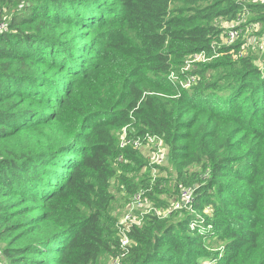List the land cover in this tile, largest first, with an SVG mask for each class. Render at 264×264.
I'll list each match as a JSON object with an SVG mask.
<instances>
[{
    "label": "trees",
    "instance_id": "16d2710c",
    "mask_svg": "<svg viewBox=\"0 0 264 264\" xmlns=\"http://www.w3.org/2000/svg\"><path fill=\"white\" fill-rule=\"evenodd\" d=\"M244 13L264 21V0H0L4 264L123 253L117 176L130 198L176 204L194 187L187 207L133 227L122 264H264V56L221 46L222 22ZM220 53L190 87L172 77ZM129 125L165 141L174 183L137 181L149 164L120 146Z\"/></svg>",
    "mask_w": 264,
    "mask_h": 264
},
{
    "label": "rangeland",
    "instance_id": "374dc122",
    "mask_svg": "<svg viewBox=\"0 0 264 264\" xmlns=\"http://www.w3.org/2000/svg\"><path fill=\"white\" fill-rule=\"evenodd\" d=\"M259 18L260 16L256 14L244 13L241 14L240 18L236 21L222 22L224 28L231 29L237 27L240 29V37L234 42L242 44L241 55L254 53L260 57L264 56V50L262 49V46L264 45V21L259 20ZM221 44V46H224L230 43L223 37ZM221 55L222 53L214 55L213 58L204 54H197L188 57L185 63L177 68L178 80H182L184 83L188 82V87H190L198 78V75L194 72L199 68H203L204 64L214 61L215 58ZM206 73H215V70L209 69ZM142 153L146 157L149 165L141 170L138 176H136L138 179L137 181L143 177H148L151 179V185L153 187L157 185L156 181L159 178L169 179L173 183L175 182L177 174L175 167H173L169 161V157L165 163L156 165L153 163L150 149L146 148ZM111 190L114 195V200L111 204V213L118 218V221H120L129 204L132 202L133 195L130 198V194L127 192L125 185L118 176L112 179ZM153 196L154 198L147 196L140 204L136 205L133 210V218L136 222V226H144L152 216L167 217L172 210L177 209L175 198L172 193L155 192ZM100 261L104 264H110L112 258L108 259L107 257H102ZM4 262V256L0 253V264H4Z\"/></svg>",
    "mask_w": 264,
    "mask_h": 264
},
{
    "label": "built area",
    "instance_id": "2783aa9c",
    "mask_svg": "<svg viewBox=\"0 0 264 264\" xmlns=\"http://www.w3.org/2000/svg\"><path fill=\"white\" fill-rule=\"evenodd\" d=\"M3 29V25H0V30ZM240 29L239 28H229L228 31L224 35V39L232 44L240 37ZM228 44V45H230ZM264 50V45L262 46ZM173 78H178L176 74L172 76ZM181 83L188 87L189 83L181 81ZM120 146L122 148L127 146H134L135 148L144 150V148H148L151 150L153 163L156 165H161L168 160L169 149L165 141L154 134L149 132L147 133H135V129L132 126H126L120 132ZM121 159V158H120ZM147 189L141 188L136 191L132 196V202L129 204L126 212L123 214L120 221H118V231L120 235V247L123 250V253L117 255L112 258L110 264H122V259L129 252V249L132 247L133 239L131 237V232L133 227L136 225V222L133 218V210L136 205L140 204L147 197ZM194 187L191 188H183L181 190V198L180 201L176 203V208L181 209L190 205L193 201Z\"/></svg>",
    "mask_w": 264,
    "mask_h": 264
},
{
    "label": "crops",
    "instance_id": "0c3cea01",
    "mask_svg": "<svg viewBox=\"0 0 264 264\" xmlns=\"http://www.w3.org/2000/svg\"><path fill=\"white\" fill-rule=\"evenodd\" d=\"M144 149H146V148H144Z\"/></svg>",
    "mask_w": 264,
    "mask_h": 264
}]
</instances>
